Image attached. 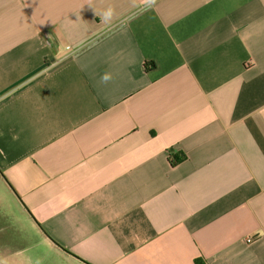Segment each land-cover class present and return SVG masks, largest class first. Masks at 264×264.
Instances as JSON below:
<instances>
[{
  "label": "crops",
  "instance_id": "0c3cea01",
  "mask_svg": "<svg viewBox=\"0 0 264 264\" xmlns=\"http://www.w3.org/2000/svg\"><path fill=\"white\" fill-rule=\"evenodd\" d=\"M1 194L0 264H264V0H0Z\"/></svg>",
  "mask_w": 264,
  "mask_h": 264
},
{
  "label": "clouds",
  "instance_id": "9594fccd",
  "mask_svg": "<svg viewBox=\"0 0 264 264\" xmlns=\"http://www.w3.org/2000/svg\"><path fill=\"white\" fill-rule=\"evenodd\" d=\"M144 3H145V6L146 7H151L155 3V0H144ZM112 16H113V11L111 9H108V10L105 11V13L101 17V19L103 21H105V20H111L112 19ZM101 79H102V82L107 83L111 79V77H110V75L105 74V75L102 76Z\"/></svg>",
  "mask_w": 264,
  "mask_h": 264
},
{
  "label": "built area",
  "instance_id": "2783aa9c",
  "mask_svg": "<svg viewBox=\"0 0 264 264\" xmlns=\"http://www.w3.org/2000/svg\"><path fill=\"white\" fill-rule=\"evenodd\" d=\"M68 49H69V47H67ZM255 241V238L254 237H248L247 239H246V242H248V243H252V242H254Z\"/></svg>",
  "mask_w": 264,
  "mask_h": 264
},
{
  "label": "trees",
  "instance_id": "16d2710c",
  "mask_svg": "<svg viewBox=\"0 0 264 264\" xmlns=\"http://www.w3.org/2000/svg\"><path fill=\"white\" fill-rule=\"evenodd\" d=\"M154 66H155L154 62H152V63H148V64H147V67H148V68H149V67L152 68V67H154ZM179 160H180V159H179Z\"/></svg>",
  "mask_w": 264,
  "mask_h": 264
},
{
  "label": "rangeland",
  "instance_id": "374dc122",
  "mask_svg": "<svg viewBox=\"0 0 264 264\" xmlns=\"http://www.w3.org/2000/svg\"><path fill=\"white\" fill-rule=\"evenodd\" d=\"M0 196H2V194ZM12 210H13V208H12ZM12 210H11V212H14V210L13 211Z\"/></svg>",
  "mask_w": 264,
  "mask_h": 264
}]
</instances>
